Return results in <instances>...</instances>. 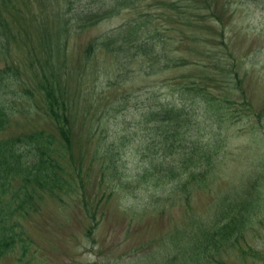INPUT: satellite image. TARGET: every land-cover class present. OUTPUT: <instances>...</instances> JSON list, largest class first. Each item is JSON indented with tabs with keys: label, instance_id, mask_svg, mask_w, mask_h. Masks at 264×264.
<instances>
[{
	"label": "rangeland",
	"instance_id": "374dc122",
	"mask_svg": "<svg viewBox=\"0 0 264 264\" xmlns=\"http://www.w3.org/2000/svg\"><path fill=\"white\" fill-rule=\"evenodd\" d=\"M24 1L17 2L15 13L8 5L0 3L13 32L22 36L25 22H28L27 29L39 37L45 25L51 29L58 25L57 16L64 13L65 7L70 9L66 14L70 18L77 10L76 6H69V0ZM91 1L81 0L80 5H89ZM196 3L198 23L195 33L200 35V41L195 43L188 37L190 27L182 25L177 13L174 19L159 22L167 29L164 34L170 36L169 43L174 42L177 48L181 46L182 50L177 52L179 58L186 57L189 61L181 71L192 73L189 76L193 78L203 75L204 79L200 81L208 86L209 99L203 102L197 116L208 108V116L199 118L201 127L205 128L203 136L219 132L225 144L211 187L196 191L189 207L180 200L173 204L163 197L150 200L152 194L157 198L164 195L165 189L171 191L173 188L172 180L153 187L159 178L155 164L170 157L162 158L156 148H147L149 131L146 133L138 123V114L132 110L110 109L111 99L124 87H108L107 84L121 66L105 49H93L94 54L88 57L85 48L92 38L127 22L138 12L152 11L155 16L173 12L160 5L159 9L143 5L139 11L124 10L96 25L86 24L81 34L71 30L63 57L59 58L60 62L64 60L60 69L63 83H69L77 99L76 131L84 127L83 132L87 134L89 124L94 126L91 142L88 146L82 145L86 148L82 155L84 161L90 157L93 148L102 143L119 155V174L123 179L111 180L101 160L92 162L90 174L84 181L85 198L91 205H98L97 227L89 233L90 218L81 192L65 197L64 204L50 198L46 207L25 225L27 235L34 241L28 257L21 260L16 249L0 264H26V260L30 264H164L169 236L193 228L191 217L202 218L201 229L195 231L198 234L195 239L180 240L174 255L192 249L191 243L196 240L202 242L204 233L212 231L217 223L225 225V216L233 211L237 212L231 227L232 243L225 244L216 259L210 262L202 259L195 264H264V0H196ZM72 27L78 28L79 24L73 20ZM35 44L39 46L38 39ZM40 44L39 48H43V43ZM28 55L25 48L15 49L13 43L11 48H0V67H21L15 89L23 92L21 89L28 86L37 95L33 72L27 66ZM232 63H235L233 69L237 70L238 78L231 76ZM18 71L9 69L10 74ZM128 74L134 78L133 85L129 86L130 90H137L134 94H141L147 86L155 85L161 98L168 97L169 86L176 76L169 70L146 77L134 68ZM238 84L241 89L236 90ZM231 91L236 94V104L231 103L233 108H216L213 113L210 106L214 96L224 98L226 94L232 95ZM135 100L132 95L129 100L124 99L128 106ZM43 126L49 128L51 124L42 112L37 111L29 116L21 115L11 130ZM178 166L182 169L181 164ZM150 168L149 178L135 177ZM238 226H242L241 233L236 231ZM226 229L225 225L221 234Z\"/></svg>",
	"mask_w": 264,
	"mask_h": 264
},
{
	"label": "trees",
	"instance_id": "16d2710c",
	"mask_svg": "<svg viewBox=\"0 0 264 264\" xmlns=\"http://www.w3.org/2000/svg\"><path fill=\"white\" fill-rule=\"evenodd\" d=\"M18 1L0 0V3L8 5L15 13ZM69 1V6L77 8L73 18L66 15L70 9L65 7L64 13L61 12L57 16L59 23L54 29L46 27L42 22L47 34L43 32L39 37L27 29L28 22H25L22 29L24 36L14 33L0 8V48H11L13 43L15 49H26L29 53L27 66L33 72L32 78L37 91L36 95L28 86L21 89L23 92L15 89L14 85L21 76L18 77L21 67H0V261L16 249L21 254V260L24 261L28 257V250L34 241L27 235L28 228L25 225L46 207L50 198L63 203L65 197H69L71 193L81 192L82 202L90 218L89 233L97 227L98 205H91L85 198L84 181L90 174L92 162L101 160V165L111 180L123 179L119 174V155L104 144L98 143V148L94 147L85 161L82 157L86 149L82 145L88 146L95 133L92 124L87 127V134L83 132L84 127L76 131L77 99L75 94H72L69 83H63L60 73L64 60L60 62L59 58L63 57L71 30L81 34L86 24L96 25L99 21L118 16L124 10L139 11L143 5L152 8L155 6L156 9H159L160 5L173 12L163 16H155L152 11L138 12V15L131 16L127 22L92 38L85 48L88 57L94 54L93 49L103 48L121 66V70L107 84L108 87H124L121 93L111 99L110 109L132 110L138 114V123L146 133L149 131L146 140L150 143L147 148H156L155 151L160 153L162 158L170 157L161 159L160 164H155L159 178L153 187L160 186L165 180H172L173 188L171 191L165 189L164 195L157 198L152 194L151 201L163 197L171 203L180 200L184 206H191L196 191L211 187V180L217 175L221 148L225 147L221 133L203 136L205 128L201 127L199 118L208 116V108L197 116L203 102L209 99L208 86L200 81L204 76L193 78L189 76L193 75L192 73L181 71L189 61L187 62L186 57L179 58L181 56L177 52L182 50L181 46L177 48L174 42L169 43L170 36L164 34L167 29L159 22L168 18L174 19L177 13L182 25L190 27L191 33L188 37L195 43L200 41V35L195 33L198 23L196 0H92L91 4L84 6L80 5L81 0ZM72 2H78V5H73ZM71 11L73 12V9ZM73 20L79 24L78 28L72 27ZM18 25L21 23L18 22ZM19 37L22 38L19 40ZM35 39H38L39 46L43 43V48L36 47ZM233 64L235 63H232L231 70L229 68L231 76L238 78ZM133 68L146 77L174 71L176 76L169 86L168 97L161 98L155 85L147 86L146 91L141 94H134L137 90L129 89L134 78L128 74ZM9 69L19 71L10 74ZM229 86L235 88L230 84ZM237 89H241L240 84ZM230 93L232 95L226 94L224 98L214 96L210 110L215 113L216 108L232 109L231 103L236 104V94L235 91ZM131 95L136 97V100L133 105L128 106L124 99L129 100ZM37 111L45 115L51 127L11 130V126L21 115L29 116ZM179 163L182 169L178 166ZM149 172H152V168L145 169L144 173L135 177L149 178ZM236 212L225 216L228 229L224 230L223 234L220 230L225 228V225L217 223L212 231L204 233L202 242L196 240L191 243L192 249L183 251L181 255L179 252L174 255L180 240L186 242L195 239L198 235L195 231L201 229L202 218L197 215L191 217L193 228L169 236L164 264H195L202 259L208 262L216 259L221 255L222 247L232 243L231 227ZM241 229L242 226H238L236 231L241 233ZM26 264H30L28 260Z\"/></svg>",
	"mask_w": 264,
	"mask_h": 264
}]
</instances>
